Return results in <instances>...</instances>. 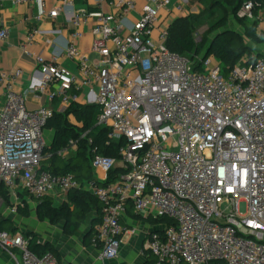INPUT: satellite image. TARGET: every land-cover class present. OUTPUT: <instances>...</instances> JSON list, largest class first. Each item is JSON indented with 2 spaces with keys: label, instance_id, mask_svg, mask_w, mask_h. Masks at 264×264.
Returning <instances> with one entry per match:
<instances>
[{
  "label": "built area",
  "instance_id": "obj_1",
  "mask_svg": "<svg viewBox=\"0 0 264 264\" xmlns=\"http://www.w3.org/2000/svg\"><path fill=\"white\" fill-rule=\"evenodd\" d=\"M88 1L77 8L76 0H58L35 15L42 21L63 11L72 26L66 45L54 47L50 59L31 49L46 31L36 27L23 38L20 49L35 54L39 79L18 91L23 69L0 71L5 97L0 103V184L13 194L21 187L37 200L64 199L77 189L94 194L101 215L93 245L104 260L118 258L128 232L123 217L132 207L162 224L144 242L149 264H264V59L237 64L225 75L213 55L199 69L197 59L171 51L170 26L190 0H179L167 15L162 10L169 0ZM12 2L45 5V0ZM254 8L248 0L239 14L260 21ZM91 18L92 41L85 52L79 42ZM10 34L0 16V44ZM194 37L202 39L199 32ZM61 55L77 62L80 76L58 62ZM74 89H84L87 102L99 105L97 125L110 130L108 144L121 143L119 158L94 150L91 164L97 176L86 183L71 173L42 168L54 108L27 105L28 94L46 92L50 102L60 98L68 104L77 98L70 94ZM77 145L71 139L59 153L67 155ZM113 170H119L115 180L106 183ZM0 202L1 221L2 195ZM17 210L10 207L12 214ZM29 243L21 233L0 230V248L17 264H60L50 253L38 256Z\"/></svg>",
  "mask_w": 264,
  "mask_h": 264
},
{
  "label": "trees",
  "instance_id": "obj_2",
  "mask_svg": "<svg viewBox=\"0 0 264 264\" xmlns=\"http://www.w3.org/2000/svg\"><path fill=\"white\" fill-rule=\"evenodd\" d=\"M248 0H207V4L212 3L226 4L232 7V13L237 18V21L244 29V33L229 27V15L225 14L218 19L214 24H211L202 39L196 42L194 31L191 28L190 20L194 16L178 17L170 26L167 46L171 51H174L182 56L191 59H197L196 68L202 67V60L207 50L209 55H213L222 64V70L227 75L237 64L250 65L255 58H263V54L254 51L250 41H263L258 35V20L249 19L247 16L239 15L244 2ZM255 3L253 14L259 16L264 0H252ZM214 5V4H213ZM196 33V32H195ZM208 36H211L208 38ZM206 57V58H207ZM71 95H78L79 91L72 90ZM60 98H55L52 103L54 108V116L49 120L46 128L55 130L53 141L50 146L45 148V159L42 162V168L50 170L57 174H73L81 183L84 180H92L95 176V170L91 167V157L94 150L97 153L119 158V146L121 143L112 141L108 144L109 129L100 127L96 124V118L99 113V105L82 104L73 101L69 107L60 112L58 107ZM74 115L77 121L83 123V129L73 126L68 117ZM88 132L87 136L82 137V134ZM71 139L78 140V151L75 155L65 157L59 152L66 148ZM90 139L92 140L90 142ZM119 170H113L106 183L115 180ZM0 194L4 199H9L8 191L4 186H0ZM4 200V201H5ZM35 209L36 216L40 221H49L51 224L65 225L67 234L75 235L80 227L87 223L88 217L93 212L99 211L100 202L97 197L83 189L73 190L68 195V204L55 206L54 200L46 196L37 200ZM18 214L23 217H30L31 212L24 204H18ZM95 218V217H94ZM97 221V218H95ZM149 220L154 221L149 218ZM96 223L92 226L95 228ZM0 230H5L3 221H0ZM9 231V230H7ZM16 233V232H15ZM30 235V236H29ZM26 234L30 238V249L38 256H43L46 253L54 255L60 259L58 250L50 243L42 244L38 242L35 234ZM95 231L87 233L84 237V246L93 245ZM224 264L216 262L214 264Z\"/></svg>",
  "mask_w": 264,
  "mask_h": 264
},
{
  "label": "crops",
  "instance_id": "obj_3",
  "mask_svg": "<svg viewBox=\"0 0 264 264\" xmlns=\"http://www.w3.org/2000/svg\"><path fill=\"white\" fill-rule=\"evenodd\" d=\"M179 0H169L166 4L165 8L162 10L163 15H167L170 11H173V8L178 4ZM59 4L58 0H45V5L41 7L39 4L30 2L25 4H14L12 0H3V8L0 12V16L3 22L11 27V34L7 41L2 42L0 44V71L2 70H11L15 68H21L24 71L22 78L18 81L16 85V89L18 91H23L26 89L33 80L39 79L40 74L38 72V64L35 58V54H41L47 59H50L52 56V51L54 47H58L63 49L69 39L70 32L72 30L71 23L64 14L63 11L55 18L46 17L42 21H38L35 19V15L43 9L48 11L49 9L57 6ZM89 4L88 0H76L75 6L77 8L84 7ZM203 4L207 5V0H190L189 3L185 7V11L178 17H188L195 16L202 12ZM262 8L259 12V16L261 20L258 25V35L264 39V3H262ZM143 2H138L136 8L131 13V17L133 19L137 18L138 13H136ZM226 5V4H225ZM227 6V5H226ZM212 7V6H210ZM93 9V8H91ZM240 15V14H239ZM27 17L28 21L26 23H18V18ZM89 25L84 28V35L79 42L81 49L85 52L90 50V45L92 41L91 35V27L93 26L94 19L91 18ZM209 26V24H208ZM207 26V27H208ZM41 28L42 30L47 32V35L40 36L37 38L36 43L32 45L31 49L33 54H25L20 49V43L23 38L34 28ZM205 28V26H202ZM45 39H51L54 46L47 45ZM258 42V41H254ZM263 42V41H262ZM258 50L256 52L262 53L264 58V43L256 44ZM58 62L62 65H65L77 75L80 76V70L77 62L68 59L65 55H61L58 59ZM253 63V61H252ZM251 63V64H252ZM250 64V65H251ZM55 87H52V90ZM78 91V90H77ZM76 99H72L68 104H64L61 102L58 107L60 112L66 110L69 105L73 101L80 102L82 104H93L87 102L85 98V90H79ZM5 97L3 95L2 86H0V103L4 104ZM52 102L49 100V92L40 93L38 96H35L33 93L27 95V105L30 109L38 108L42 105H51ZM97 105V104H94ZM100 113V110H99ZM98 113V115H99ZM98 115L96 118V124L98 120ZM70 123L76 128L83 129V123L77 121L74 115H69L68 117ZM75 119V120H74ZM48 130V135L51 137L49 140L50 145L53 141V137L55 134V130L51 128H46ZM77 140V139H75ZM78 141V140H77ZM78 151V145L75 150H71L65 157L73 156ZM63 156V155H62ZM93 168L92 164H90ZM94 170V168H93ZM97 176V175H96ZM95 176V177H96ZM94 177V178H95ZM94 178L92 180H94ZM90 180H84L83 183H86ZM102 183V182H101ZM0 186H4L8 191L9 199H14L12 205L6 206L4 201V205L2 206V221L5 230H9L10 232L21 233L25 235L24 230L16 231L14 228L16 226H12L10 223V219L18 214V210L15 214L10 212V207L16 206L18 209V204H24L28 207L30 211L29 203L26 200V196L23 193H27L29 197L32 198V202L35 204V209L37 206V199L33 198L26 190L21 187H18L13 194L5 185L0 184ZM1 195V194H0ZM23 195V196H22ZM3 196V195H2ZM4 197V196H3ZM54 200L55 206H60L62 204H68V197L64 199L52 198ZM31 212V211H30ZM19 215V214H18ZM101 215V206L99 211H95L88 217V221L86 224L82 225L78 232L71 236L66 233L65 225L62 227H58V225L51 224L49 221H40V222H49V226L47 228L46 233L43 236L42 244L50 243L53 247H55L59 254L60 259L58 261L60 264H149L152 260L151 255L144 249V242L147 239L148 235L151 232H157L162 229L161 222L151 221L149 219L144 218L140 214H138L132 207L128 208L126 215L123 217V223L128 228V232L123 235L121 238V246H120V254L118 258L114 260H104L101 258V249L94 245L89 247L84 246V237L87 233H90L94 230L92 226L94 223H97ZM20 217L27 219L29 217ZM97 218V221H95ZM38 219V218H37ZM9 220L6 228L5 222ZM132 230H136L135 233H132ZM41 239V238H40ZM17 264V262L4 250L0 248V264ZM218 264V263H217Z\"/></svg>",
  "mask_w": 264,
  "mask_h": 264
},
{
  "label": "rangeland",
  "instance_id": "obj_4",
  "mask_svg": "<svg viewBox=\"0 0 264 264\" xmlns=\"http://www.w3.org/2000/svg\"><path fill=\"white\" fill-rule=\"evenodd\" d=\"M210 6H212V7H210ZM225 14H228L230 17L229 18V27L244 33V29L241 27V25L237 21V18L235 17V15L232 13V7L228 6V5L226 6L225 4H221V3H218V4L212 3V5L209 4L208 6L203 4L202 12L198 15H195L192 18V20H190V24H192L191 28L194 31V33L199 32L201 36L202 35L204 36V34L207 31V29L209 28V26L211 24H214L218 19L222 18ZM208 24H209V26H208ZM203 25L205 26V28L202 27ZM210 37L211 36H208V38H210ZM258 43H264V42H262V41L254 42L252 40L250 41V44L252 45L254 51L258 50V47L256 45ZM48 134H49L48 130H45L46 144H47V146H50L49 140L51 139V137H49ZM23 194H24V196H26V200L29 203L31 215L29 218L24 219L17 214L16 216H14L13 218L10 219V223L12 224V226H16L14 228L16 231H21L23 229L25 235L26 234H28V235L29 234H35L38 241L40 242L41 240H43V236L46 233L47 228H48L50 223L49 222H40L37 219L36 212H35V204H34V202H32V198L29 197L27 193H23ZM13 202H15L14 199H7L5 201L6 206L12 205ZM0 207H1V202H0ZM239 208H240L241 213L244 214L246 212V203L245 202L241 203ZM8 222H9V220H7L5 222L6 228H7ZM62 226H63L62 224L58 225V227H62Z\"/></svg>",
  "mask_w": 264,
  "mask_h": 264
},
{
  "label": "water",
  "instance_id": "obj_5",
  "mask_svg": "<svg viewBox=\"0 0 264 264\" xmlns=\"http://www.w3.org/2000/svg\"><path fill=\"white\" fill-rule=\"evenodd\" d=\"M208 51H209V50H207V51L205 52V54H204V56H203V59H205V58L207 57Z\"/></svg>",
  "mask_w": 264,
  "mask_h": 264
}]
</instances>
